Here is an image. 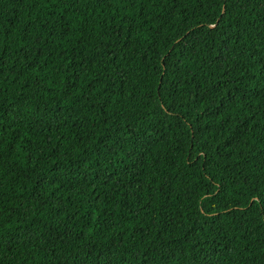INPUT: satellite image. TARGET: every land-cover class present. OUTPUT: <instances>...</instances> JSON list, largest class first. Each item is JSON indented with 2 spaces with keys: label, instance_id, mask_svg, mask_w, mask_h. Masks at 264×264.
<instances>
[{
  "label": "trees",
  "instance_id": "16d2710c",
  "mask_svg": "<svg viewBox=\"0 0 264 264\" xmlns=\"http://www.w3.org/2000/svg\"><path fill=\"white\" fill-rule=\"evenodd\" d=\"M0 264H264V0H0Z\"/></svg>",
  "mask_w": 264,
  "mask_h": 264
}]
</instances>
